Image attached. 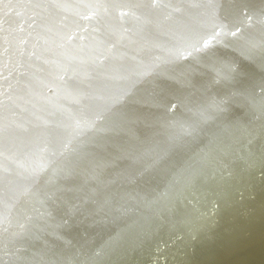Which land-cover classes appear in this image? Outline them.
Returning <instances> with one entry per match:
<instances>
[{
	"label": "bare ground",
	"instance_id": "bare-ground-1",
	"mask_svg": "<svg viewBox=\"0 0 264 264\" xmlns=\"http://www.w3.org/2000/svg\"><path fill=\"white\" fill-rule=\"evenodd\" d=\"M0 264H264V0H0Z\"/></svg>",
	"mask_w": 264,
	"mask_h": 264
}]
</instances>
